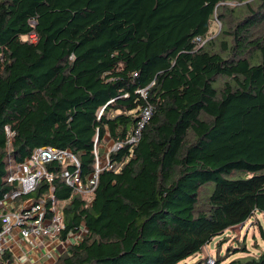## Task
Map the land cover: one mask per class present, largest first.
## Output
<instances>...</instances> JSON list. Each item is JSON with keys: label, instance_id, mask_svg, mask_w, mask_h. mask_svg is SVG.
<instances>
[{"label": "trees", "instance_id": "1", "mask_svg": "<svg viewBox=\"0 0 264 264\" xmlns=\"http://www.w3.org/2000/svg\"><path fill=\"white\" fill-rule=\"evenodd\" d=\"M95 139L123 144L90 198L47 166L61 242L81 232L52 264H183L264 220V0H0V199L8 162L41 147L70 150L86 180Z\"/></svg>", "mask_w": 264, "mask_h": 264}, {"label": "built area", "instance_id": "2", "mask_svg": "<svg viewBox=\"0 0 264 264\" xmlns=\"http://www.w3.org/2000/svg\"><path fill=\"white\" fill-rule=\"evenodd\" d=\"M206 41L207 39L197 37L194 39V44L199 48ZM138 93L142 97L145 96V90L138 91ZM151 114L152 109L150 106H146L141 110L136 127L127 137L126 144L136 145L138 143L141 132L148 123ZM5 132L8 138L13 136L8 127H5ZM122 144H112L110 150L100 156L98 155L97 139H95L93 144L94 170L84 181L80 174L79 162L68 149L41 147L35 149L21 162L9 161L5 182L14 188L5 193L0 199V221L2 222L0 262L6 252L13 257L10 251L12 241L31 238H48L61 241L60 237L65 229L62 220L63 203L55 196V186L53 184L55 176L48 170V164L57 163L64 166L60 177L71 189V193L88 199L97 187L99 173L105 168H111L108 160L109 153L118 150ZM67 167H73V171L71 172ZM41 184L46 185V192L36 198L30 197L41 188ZM77 235L80 238L81 232ZM25 261H27L26 264H33L34 262L27 256L21 262ZM214 263L215 259L208 257L203 264ZM13 264H17L15 257H13Z\"/></svg>", "mask_w": 264, "mask_h": 264}, {"label": "rangeland", "instance_id": "3", "mask_svg": "<svg viewBox=\"0 0 264 264\" xmlns=\"http://www.w3.org/2000/svg\"><path fill=\"white\" fill-rule=\"evenodd\" d=\"M238 1L244 2L246 0H227V3L230 6H234ZM220 28V23L215 18L210 28L211 36L208 40L214 38L219 33ZM23 39L26 40L27 38L23 37ZM111 146L112 143L108 142L105 146L101 144L97 149L103 147L102 149L103 151L105 150L104 152L106 154ZM260 229L264 231V220L261 215L257 214L244 225L228 229L223 236L213 239L203 249L201 254L186 260L183 264H197L198 260H203L207 257L215 259L217 255L222 256L221 264H231L237 260L257 259L261 255H264V240L261 238Z\"/></svg>", "mask_w": 264, "mask_h": 264}, {"label": "crops", "instance_id": "4", "mask_svg": "<svg viewBox=\"0 0 264 264\" xmlns=\"http://www.w3.org/2000/svg\"><path fill=\"white\" fill-rule=\"evenodd\" d=\"M79 239L77 234H69L65 242L48 238L16 240L10 243V251L17 264H26L28 260L21 262L25 260L26 256L34 261L33 264H52L66 250L67 245L71 242H77Z\"/></svg>", "mask_w": 264, "mask_h": 264}]
</instances>
